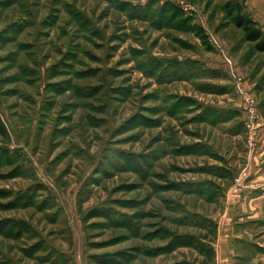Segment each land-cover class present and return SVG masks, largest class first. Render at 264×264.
Segmentation results:
<instances>
[{
	"label": "rangeland",
	"instance_id": "rangeland-1",
	"mask_svg": "<svg viewBox=\"0 0 264 264\" xmlns=\"http://www.w3.org/2000/svg\"><path fill=\"white\" fill-rule=\"evenodd\" d=\"M230 1L0 0V264H222L233 202L264 264V54Z\"/></svg>",
	"mask_w": 264,
	"mask_h": 264
},
{
	"label": "crops",
	"instance_id": "crops-1",
	"mask_svg": "<svg viewBox=\"0 0 264 264\" xmlns=\"http://www.w3.org/2000/svg\"><path fill=\"white\" fill-rule=\"evenodd\" d=\"M246 4L248 5V7L251 9V11L253 12L254 18L260 22V24L263 26L264 28V0H245ZM264 153V151L262 152ZM260 156L258 155H254L252 157H250L249 159V168L245 171L246 175L249 176H258V178H261L262 176H264V154H262ZM260 163V164H259ZM260 174L261 177H260ZM245 189H251L254 188L255 186L252 185H245L244 186ZM246 198V197H245ZM246 200V199H245ZM246 203V201H245ZM232 204V203H231ZM236 204L235 202H233V205L228 209H229V214L228 216L224 219V227L222 229V226H220V244H221V249L220 252L219 250H217V257L218 260H220L219 255L222 259V264H234V254L232 253V249L230 246V238L231 236L229 234H231L232 232H234L232 230V222L230 221L233 217L234 214L236 213V206L234 205ZM243 210L247 207L246 204H243ZM247 210V209H246ZM245 210V211H246ZM226 216V215H225ZM236 217V216H235Z\"/></svg>",
	"mask_w": 264,
	"mask_h": 264
},
{
	"label": "trees",
	"instance_id": "trees-1",
	"mask_svg": "<svg viewBox=\"0 0 264 264\" xmlns=\"http://www.w3.org/2000/svg\"><path fill=\"white\" fill-rule=\"evenodd\" d=\"M229 5L232 21L242 30L244 40L251 43L256 52L264 54V28L260 22L254 18L253 12L248 7L245 0H231ZM209 250L211 258L214 259L216 257V250L212 246Z\"/></svg>",
	"mask_w": 264,
	"mask_h": 264
}]
</instances>
